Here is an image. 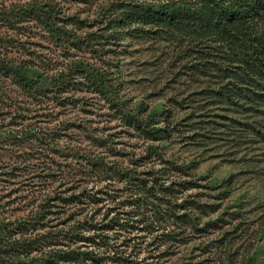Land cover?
<instances>
[{
  "label": "rangeland",
  "instance_id": "374dc122",
  "mask_svg": "<svg viewBox=\"0 0 264 264\" xmlns=\"http://www.w3.org/2000/svg\"><path fill=\"white\" fill-rule=\"evenodd\" d=\"M30 1L0 0V41L9 44L10 57L32 59L67 83L61 93L50 87L34 100L8 85L15 102L0 104V233L10 228L19 235L15 225L30 220L25 235L53 244L29 252V258H42L52 247H65L68 240L59 230L93 211L103 218L108 207L128 197L130 183L92 175L86 162L97 157L113 166L112 178L119 177L116 169L129 167L158 185H173L184 234L157 250L161 264H224L230 254L238 264L247 249L249 255L257 252L255 264H264V102H249L227 88L216 71L200 70L204 58L186 39L159 33L99 41L96 35L120 0H38L50 3L45 9L68 35L50 26L44 14L8 25L10 5ZM77 64L106 71L115 87L112 96L90 85ZM162 109L169 110L168 118L157 115ZM166 122L170 134L151 138L149 131ZM23 129L51 132L54 153H38L40 144L31 134L20 138ZM175 163L188 167L180 171ZM83 188L99 204L49 201L58 190L71 196ZM49 231L52 236L44 238ZM77 244L85 249L84 242Z\"/></svg>",
  "mask_w": 264,
  "mask_h": 264
},
{
  "label": "trees",
  "instance_id": "16d2710c",
  "mask_svg": "<svg viewBox=\"0 0 264 264\" xmlns=\"http://www.w3.org/2000/svg\"><path fill=\"white\" fill-rule=\"evenodd\" d=\"M47 4L50 3L32 0L12 5L13 7L10 5L7 11L11 15L5 16L4 20L13 26L20 18L44 14L50 26L55 25V29L68 35L69 31L64 26L54 24L55 16L50 9H45ZM110 10L111 15L102 32L96 35L99 41H117L123 36L149 37L159 33L186 39L198 56L204 58L198 67L200 70L208 68L216 71L226 80L227 88L247 98L249 102H264V0H120ZM8 47L6 41H0V104L15 102L14 97L9 94V83L17 85L25 93L27 100L33 97L31 100L41 99L50 87L54 93H61L65 78L51 76L25 56L10 57ZM204 47H211L214 53L206 52ZM208 55L214 57L213 61L205 58ZM79 66L80 64L76 65V70L83 73L90 85L112 96L115 87L107 82L109 76L106 71L94 72L96 69L91 68L92 66ZM15 109L21 116L22 112ZM168 112L169 110L162 109L157 115L164 114L168 118ZM145 130H148L146 126ZM32 132L23 129L20 138H27L31 134L30 138L40 144L38 153L45 156L54 153L55 144L52 141L55 137L51 132L35 133L34 129ZM149 132L151 138L156 140L165 138L171 132V125L166 122L165 126H154ZM18 136L19 133L14 134L15 138ZM75 154H80L79 146ZM89 158L86 162L87 170L92 175L96 171L101 179L130 183L127 187L130 188L128 197L117 205L108 207L101 219H97V213L93 211L59 230L58 235L61 234L68 242L63 243L65 247H52L47 251L51 253L48 257L28 256L35 246L43 248L44 245H53L40 243V235H25V231L32 227L30 220L15 225L19 235L11 234L8 232L10 228H5L6 233H0V264H161V255L156 254L157 250L160 251L165 245L172 246L178 236L184 234L177 222L180 216L177 211L182 204L175 197L173 185H158L155 178H141L137 173H132L135 168L129 167L125 172L116 169L115 174L119 177L112 178L109 172L113 171V166L105 161L100 162L97 157ZM174 167L185 171L188 165L175 163ZM63 194L62 190H58L54 197L49 196V201L57 199L66 203L77 200L80 203L99 204L95 195H92L94 193H89L85 188L76 190L71 196ZM48 206L50 205L46 204ZM42 208L45 209V206ZM42 208L37 211L40 219L45 216ZM85 232L93 233L87 235ZM50 234L52 236L49 231L42 236L46 238ZM79 241L84 242L85 249L77 244ZM146 250L149 254L142 256ZM249 252L247 249L238 264H255L257 252L251 255ZM224 264L237 263L230 254Z\"/></svg>",
  "mask_w": 264,
  "mask_h": 264
}]
</instances>
